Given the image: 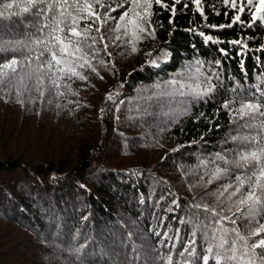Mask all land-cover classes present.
I'll use <instances>...</instances> for the list:
<instances>
[{
    "label": "trees",
    "instance_id": "trees-1",
    "mask_svg": "<svg viewBox=\"0 0 264 264\" xmlns=\"http://www.w3.org/2000/svg\"><path fill=\"white\" fill-rule=\"evenodd\" d=\"M151 3L152 34L133 36L129 26L109 41L110 56L98 43L105 66L94 60L99 75L85 70L86 81H67L71 92H25L21 104L0 86V264H203L204 256L216 264L221 225L204 205L232 204L214 193L247 173L225 161L264 144V131L242 126L248 117L234 118L241 98L264 101V7ZM34 11L29 0H0V35L24 39ZM13 56L0 52V62ZM217 167L227 175L208 183ZM233 219L223 228L247 235L248 217ZM236 246L240 256L243 242Z\"/></svg>",
    "mask_w": 264,
    "mask_h": 264
},
{
    "label": "snow or ice",
    "instance_id": "snow-or-ice-1",
    "mask_svg": "<svg viewBox=\"0 0 264 264\" xmlns=\"http://www.w3.org/2000/svg\"><path fill=\"white\" fill-rule=\"evenodd\" d=\"M197 6L200 0H194ZM231 2V7H237L236 0H224L225 4ZM156 4H162V0H155ZM180 3V0H175ZM249 5L252 0H248ZM29 4L35 8L32 13L35 17L29 27L30 31L24 39L12 37L6 39L0 35V52L18 53L16 56L0 62V86L10 85V93L15 92L18 102L23 104V96L25 92L31 93L36 91L41 97L45 95V91L49 94L63 96L66 93L61 91L63 87L68 92L72 91L71 83L67 81L80 80L86 81L87 76L83 74L85 70H90L99 75L96 71L95 60L101 66H105V61L100 57V49L97 44L103 45V51L108 53L109 41L121 39L120 34L127 36L129 26H131V34L138 36L141 33L151 35L148 31L150 20H145L146 10L152 7L151 0H143L142 8L144 14L137 11L141 7V0H29ZM260 4L264 7V0H260ZM5 10L12 9V3L3 5ZM118 9H123L118 17L111 14ZM23 12H29V7H24ZM175 15V9H171ZM245 11L243 4L239 8V12ZM3 15V12H0ZM203 15V13H201ZM255 19V16H253ZM264 19V16L261 17ZM110 20H115L114 26L109 25ZM240 20V16L236 15L232 23L235 24ZM232 25H228L231 27ZM224 27V26H221ZM114 34V35H113ZM133 51L135 47L133 46ZM35 64V67H33ZM7 70V71H6ZM211 91V86H209ZM75 95V93H72ZM111 99V96L108 97ZM59 106V105H58ZM225 108L228 104L224 105ZM264 101L244 102L241 98V104L236 109L237 117L244 119L248 117L243 127H259L264 131V120L259 124L253 123L256 115L264 117ZM249 143L257 140V137H245ZM238 159L233 161H225L231 163L237 169H243L247 174L236 175V183H228L222 186V190L214 193L217 200L225 197L224 201H232L227 209L221 208L217 211L215 207L204 205V211L211 213L215 218L214 223L220 224L221 228L219 241L215 247L223 251L215 253L216 264H221V258L224 264H230L235 261L236 264H264V252L257 253L255 249H264V224L259 223L264 220V144L259 145L257 149H245L238 153ZM223 159L222 156L218 157ZM227 169L217 167L212 175V179H219L222 175H227ZM233 197L236 199L233 200ZM247 206L246 212L242 210V206ZM200 207V205H196ZM233 211L232 216L223 215L224 211ZM240 213L241 216H247L251 223L246 224L247 235H242L240 228L226 229L223 228V221H230L232 224L237 223V219H233ZM253 224L257 226L254 228ZM232 232L234 238L227 239V234ZM251 236H259L258 240H252ZM216 233H213V239ZM237 241L243 242V252L237 255L239 249L236 246ZM79 251V249H77ZM207 251L213 252V246H209ZM241 257H247L246 260ZM203 264H208V257L204 256Z\"/></svg>",
    "mask_w": 264,
    "mask_h": 264
}]
</instances>
